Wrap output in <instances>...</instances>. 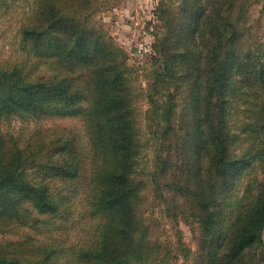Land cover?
I'll return each instance as SVG.
<instances>
[{
	"label": "trees",
	"instance_id": "trees-1",
	"mask_svg": "<svg viewBox=\"0 0 264 264\" xmlns=\"http://www.w3.org/2000/svg\"><path fill=\"white\" fill-rule=\"evenodd\" d=\"M18 1L0 0V13ZM262 3L162 0L144 94L95 21L100 0H34L20 56L0 63V122L79 121L88 147L76 127L40 129L26 148L0 129V235L34 234L0 241V264H172L180 252L187 264H264V23L251 12ZM143 97L151 182L197 244L192 254L180 236L162 262L140 216ZM57 183L85 187L93 223L70 247L43 232L72 214Z\"/></svg>",
	"mask_w": 264,
	"mask_h": 264
},
{
	"label": "rangeland",
	"instance_id": "rangeland-1",
	"mask_svg": "<svg viewBox=\"0 0 264 264\" xmlns=\"http://www.w3.org/2000/svg\"><path fill=\"white\" fill-rule=\"evenodd\" d=\"M101 11L95 16V21L99 27L113 39L129 56L128 66L134 71L133 86L138 93H147L148 82L146 76L152 69L153 44L156 35L162 32V23L157 17V8L162 0H100ZM169 3L175 0H165ZM34 0H20L8 12L0 13V63L14 57L20 56V38L17 35L23 20L28 15ZM25 3H29L27 6ZM255 18H261L264 23V0L260 5L251 9ZM136 107L140 116V127L142 129V142L145 147L139 158L141 170L146 187L143 191L145 202L141 209L140 216L143 223L148 228V237L153 243L161 244L159 261L166 253V247H176V242L180 236L183 243L196 253L197 244L192 220L179 218L174 220L167 205L168 197L159 198L154 185L151 182L149 170L154 162V140L148 131L147 111L150 105L145 97L140 99ZM76 127L82 135V144L87 149L88 141L84 133V128L79 121L47 119L36 120L29 117L26 119H12L0 122V129L3 133L14 135L20 142L22 148H26L40 129H52L57 126ZM33 173V171H29ZM57 193L63 196H70L68 204L71 209V216L68 221H56L54 225L45 227L44 233H50L59 239L65 246H72L86 234L93 223L83 217L85 212V187L81 184L77 186H67L61 183L55 185ZM77 190V195L70 192ZM59 228V229H57ZM33 234L30 230L24 229L18 233L0 235V241L16 240L21 235ZM34 235V234H33ZM163 250V251H162ZM185 252H180L178 259L172 260V264H187L191 262L185 260ZM163 259V260H162ZM193 259V256L192 258ZM64 260V259H63Z\"/></svg>",
	"mask_w": 264,
	"mask_h": 264
}]
</instances>
